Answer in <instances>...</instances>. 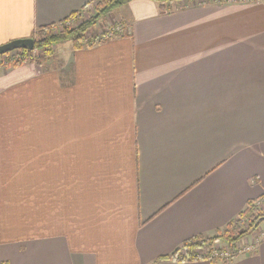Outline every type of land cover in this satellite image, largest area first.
<instances>
[{
	"label": "crops",
	"instance_id": "obj_1",
	"mask_svg": "<svg viewBox=\"0 0 264 264\" xmlns=\"http://www.w3.org/2000/svg\"><path fill=\"white\" fill-rule=\"evenodd\" d=\"M98 1L0 0V45ZM108 15L128 34L0 67V264H264L158 261L264 197V2Z\"/></svg>",
	"mask_w": 264,
	"mask_h": 264
},
{
	"label": "trees",
	"instance_id": "obj_2",
	"mask_svg": "<svg viewBox=\"0 0 264 264\" xmlns=\"http://www.w3.org/2000/svg\"><path fill=\"white\" fill-rule=\"evenodd\" d=\"M131 0H99L98 2V9L96 14L88 21H85L83 24L77 25L75 27H66L65 23L68 19L75 16L78 12L70 15L65 20L61 21L60 23H54L49 26H43L38 29V34L40 38H37V35H33L32 37L35 38V47L32 50L29 49H17L13 50V52L20 53V61L16 63V65L23 64L28 62L29 56L37 51L42 54L41 63H45L49 59H52L54 55L53 47L56 44L71 41L75 49H82L92 47L96 44H101L107 40H102L100 37H92L93 39L88 38V31L95 25L97 20L100 17H103L115 9L127 4ZM165 2V0H159ZM58 26L57 30L55 29ZM96 41L94 43L93 41ZM109 40V39H108ZM12 52V51H11ZM24 57V58H23ZM28 59V60H27ZM14 65V66H16ZM264 197H261L262 199ZM259 200V199H256ZM256 200L248 201L245 209L240 213V215L230 221L225 228L218 231L217 234L205 237V236H195L190 239H187L182 247L175 250L170 255L161 257L158 261L161 260H171V261H185V260H197L200 257L197 253V250L202 247H212L215 240L221 239L228 242L231 249L235 251V247L238 241L249 235L253 230L260 226V223L257 227H255L256 223L261 219L264 213H259L258 208L254 205ZM250 217L252 222H250L248 227H244L242 224L241 219L244 217ZM205 258V257H204ZM207 259V258H206ZM215 263H220L215 261L214 259L210 260Z\"/></svg>",
	"mask_w": 264,
	"mask_h": 264
},
{
	"label": "built area",
	"instance_id": "obj_3",
	"mask_svg": "<svg viewBox=\"0 0 264 264\" xmlns=\"http://www.w3.org/2000/svg\"><path fill=\"white\" fill-rule=\"evenodd\" d=\"M219 2H232L233 0H216ZM243 1H247V2H264V0H243ZM99 2V1H98ZM98 2L97 3H93L91 5H87L86 7H84L85 10L86 8L91 9L92 5H96L98 7ZM95 6V7H96ZM78 11V13L71 17L70 19H68L65 23L66 27H72L75 23V20L78 19L79 14L81 13V11ZM97 10V8H96ZM77 26V25H75ZM73 26V27H75ZM58 26L55 28L57 30ZM128 34V31L126 30V28L124 27V25L122 23H117L116 25H114L111 29H109L103 36L98 35L100 37V39L102 40H108L111 39L113 37H119V36H125ZM95 36V37H98ZM97 40L93 41L94 43H96ZM17 61L15 60L14 57V52H8L6 54H2L0 55V67L1 66H13L16 65ZM264 199V198H262ZM260 200H256V204L260 203ZM264 237V232H261L259 235H256L252 240L247 241L246 239L244 240V242L241 243H237L236 247H235V251H233L232 249L230 250H217L214 253H210L209 254H204V255H200V257H205L208 260H212L214 259L217 262L220 263H227L232 261L234 258H236L237 256H241V255H246V254H251L254 253L257 250V246L259 245L260 241L262 240V238Z\"/></svg>",
	"mask_w": 264,
	"mask_h": 264
},
{
	"label": "rangeland",
	"instance_id": "obj_4",
	"mask_svg": "<svg viewBox=\"0 0 264 264\" xmlns=\"http://www.w3.org/2000/svg\"><path fill=\"white\" fill-rule=\"evenodd\" d=\"M95 6L96 5L94 4V5H92L91 9L86 8L85 10H82L78 16V19L75 20V23L73 26L83 24L85 21L90 20L96 14V11H97L96 8L98 9V7L97 6L95 7ZM107 15H105L106 17H104V16L100 17L97 20V22L95 23V25L91 28L94 31H97L98 35H100V36L101 35L103 36L109 29H111L117 23H119V24L121 23L119 21H116L117 19H113L111 16H109V15L107 16ZM89 33L90 34H88V38L93 39L92 36H90L93 32L92 33L89 32ZM96 36H97V34H96ZM37 38H40L39 34L37 35ZM66 42L60 43L62 46H60L59 49L61 47L66 48ZM53 49H54V55L52 57L57 55L56 50H55V46L53 47ZM57 51H58V48H57ZM14 57H15V60L17 62L20 61V53L14 52ZM41 58H42V54H40V52L35 51L32 54V56H29V58H28V59H32V60H28V59L27 60L28 61H35V62L39 63L42 60ZM254 205L258 208L259 213H261V214L264 213V199H261L259 204H256V202H254ZM241 221H242V224L244 225V227H248L250 222H252V219L250 217L246 216V217L242 218ZM261 232H264V222H262L260 224V226L257 227L255 230H253L249 235H254V234L259 235ZM247 236L241 238L239 241L244 242V240L247 238ZM241 242H239V243H241ZM230 249H231V247L228 244V242H226L225 240L218 239V240L214 241L212 247L199 248L197 250V253L200 255H204V254L210 255V253H212V252L214 253L217 250L221 251V250H230Z\"/></svg>",
	"mask_w": 264,
	"mask_h": 264
},
{
	"label": "water",
	"instance_id": "obj_5",
	"mask_svg": "<svg viewBox=\"0 0 264 264\" xmlns=\"http://www.w3.org/2000/svg\"><path fill=\"white\" fill-rule=\"evenodd\" d=\"M165 1H171V0H165ZM34 47H35V38L34 37L15 39V40H12L8 43L0 45V55L6 54L8 52H11V51L17 50V49L32 50V49H34ZM261 222H264V215L256 223L255 227H257Z\"/></svg>",
	"mask_w": 264,
	"mask_h": 264
}]
</instances>
